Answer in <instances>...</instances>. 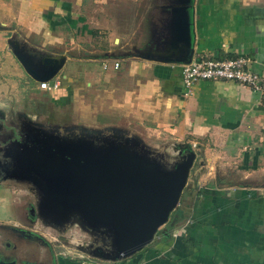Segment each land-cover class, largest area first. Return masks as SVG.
<instances>
[{
	"label": "crops",
	"instance_id": "0c3cea01",
	"mask_svg": "<svg viewBox=\"0 0 264 264\" xmlns=\"http://www.w3.org/2000/svg\"><path fill=\"white\" fill-rule=\"evenodd\" d=\"M143 1L0 0V15L11 18L0 27L14 26L16 38H11L24 53L36 60L65 57L64 67L83 63L73 75L72 65L62 75L63 67L54 77L64 81L60 89L45 96L57 93L62 100L57 104L64 105V98L83 89L87 96L77 94L81 109L86 110L87 98L101 103L94 111L96 125H105L99 117L116 116L117 124L130 126L133 133L137 129L155 144L153 158L174 155L171 165L195 154L196 174L188 179L168 224L141 251L112 259V235L92 227L82 230L89 250L74 236L69 242L80 250L70 248L63 255L51 248L46 261L39 258L38 263L264 264V93L221 80L198 81L187 93L181 78L182 66L193 60L238 56L249 59L250 71L264 76V0H193L194 40L184 63L140 56L148 50L175 60L182 56L170 50L173 0L153 1L145 7L148 17L133 21L137 11L132 9ZM122 22L131 28L141 25L129 51H122L117 34ZM97 63L102 72L93 68ZM29 80L39 93L37 82Z\"/></svg>",
	"mask_w": 264,
	"mask_h": 264
},
{
	"label": "rangeland",
	"instance_id": "374dc122",
	"mask_svg": "<svg viewBox=\"0 0 264 264\" xmlns=\"http://www.w3.org/2000/svg\"><path fill=\"white\" fill-rule=\"evenodd\" d=\"M153 1L156 0L137 3L132 9L137 11L132 20L149 15L145 7ZM2 17L0 15V24L11 20L10 17L7 19L8 15ZM139 26L131 28L122 22L117 31L123 41L120 46L125 47L122 51H129L138 41V35L142 33ZM11 36L16 38L12 24L0 27V220L5 221L0 224V264L4 263L3 259L16 261V264H39L38 259L46 261L51 248L63 255H69L70 248L78 249L79 246L73 247L69 242L74 236L81 239L83 246L80 247L89 250V241L82 235V213L77 208L64 210L59 200L53 196L47 198L43 193L48 191L47 187L49 191L59 187L57 180L63 179L64 160L81 157L82 153L97 148L101 150L93 153L105 155L114 143L127 148L137 144V153L152 158L151 149L155 144L137 129L133 133L130 126L117 124L116 116H106L103 120L99 117L105 125H96L98 120L94 111L101 103L86 97V110L81 109L77 94L84 92L87 96L83 89L64 98V105L57 104L62 102L57 93L45 96L41 90L39 93L34 91L23 68L8 50L7 40ZM70 65L73 75L83 63H66L62 75ZM93 68L102 72L99 63L93 64ZM165 144L167 147L173 145L172 142ZM175 160L174 155L159 159L166 170L173 169L169 163ZM195 170L194 165L188 179L196 174ZM2 200H6L5 206H2ZM32 234L38 237L33 238Z\"/></svg>",
	"mask_w": 264,
	"mask_h": 264
},
{
	"label": "water",
	"instance_id": "95a60500",
	"mask_svg": "<svg viewBox=\"0 0 264 264\" xmlns=\"http://www.w3.org/2000/svg\"><path fill=\"white\" fill-rule=\"evenodd\" d=\"M192 3L193 0H173L170 10L173 35L170 50L177 49L182 56L175 60L148 50L140 55L143 59L179 63L190 59L194 40ZM7 46L34 82H49L64 67L65 57L45 56L36 60L24 53L13 38L7 40ZM123 146L114 143L105 155H96L101 150L97 148L82 153L81 157L66 158L63 179L57 180L59 187L55 191L47 187L48 191L43 192L47 198L53 196L59 200L64 210L77 208L83 215L84 224L78 222L83 229L108 231L114 244L108 253L112 259L138 253L168 224L195 160V154L189 152L182 161L173 164L172 170H166L159 159L137 153V144L131 148Z\"/></svg>",
	"mask_w": 264,
	"mask_h": 264
},
{
	"label": "built area",
	"instance_id": "2783aa9c",
	"mask_svg": "<svg viewBox=\"0 0 264 264\" xmlns=\"http://www.w3.org/2000/svg\"><path fill=\"white\" fill-rule=\"evenodd\" d=\"M249 59L244 56L217 60L196 59L184 64L181 68L182 84L187 93L198 81H229L245 85L258 93H264V76L248 69ZM119 63L114 62L117 70ZM106 69V66H104ZM61 86V79L37 83V88L43 92H57ZM79 264H86L85 261Z\"/></svg>",
	"mask_w": 264,
	"mask_h": 264
},
{
	"label": "flooded vegetation",
	"instance_id": "af4514ba",
	"mask_svg": "<svg viewBox=\"0 0 264 264\" xmlns=\"http://www.w3.org/2000/svg\"><path fill=\"white\" fill-rule=\"evenodd\" d=\"M29 211H30V209H29ZM32 235H33V238H34V236L35 237H38L37 235H34V234H32ZM2 261L4 262L2 264H16V261H13V260H7V261H5V259H3Z\"/></svg>",
	"mask_w": 264,
	"mask_h": 264
}]
</instances>
